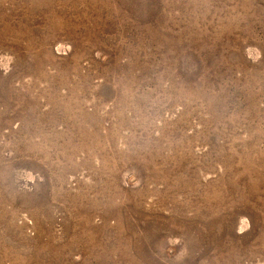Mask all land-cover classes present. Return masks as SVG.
<instances>
[{"label":"rangeland","instance_id":"374dc122","mask_svg":"<svg viewBox=\"0 0 264 264\" xmlns=\"http://www.w3.org/2000/svg\"><path fill=\"white\" fill-rule=\"evenodd\" d=\"M0 264H264V0H0Z\"/></svg>","mask_w":264,"mask_h":264}]
</instances>
